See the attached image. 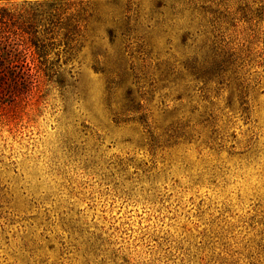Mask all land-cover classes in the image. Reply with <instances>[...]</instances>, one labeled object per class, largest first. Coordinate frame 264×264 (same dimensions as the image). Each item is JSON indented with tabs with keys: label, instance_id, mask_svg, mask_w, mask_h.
I'll use <instances>...</instances> for the list:
<instances>
[{
	"label": "rangeland",
	"instance_id": "obj_1",
	"mask_svg": "<svg viewBox=\"0 0 264 264\" xmlns=\"http://www.w3.org/2000/svg\"><path fill=\"white\" fill-rule=\"evenodd\" d=\"M67 1L0 0L43 12L35 79L0 72V264H264V2ZM217 17L236 62L195 78Z\"/></svg>",
	"mask_w": 264,
	"mask_h": 264
},
{
	"label": "trees",
	"instance_id": "obj_2",
	"mask_svg": "<svg viewBox=\"0 0 264 264\" xmlns=\"http://www.w3.org/2000/svg\"><path fill=\"white\" fill-rule=\"evenodd\" d=\"M260 2L263 3L264 0H260ZM89 3H94V1H67L63 5H66L67 9L70 10L73 5ZM39 6L42 5L38 4L37 7ZM49 6L53 11L55 10L54 3L49 4ZM67 9H65L64 12H66ZM195 9L198 10V8ZM203 9L204 8L201 10ZM86 11L87 10L85 9H82L81 11H71L66 15V18H56L55 15L49 13L48 18L45 20L49 21V24L53 25V28L54 26L61 27V25L69 26L72 23L79 25L80 21L87 22L89 20L91 15H89V17L86 16ZM42 16L43 12H36V9H27L17 15L7 12L5 9H0V72H6L10 76L21 75L24 78H29L31 80L35 79L34 77L36 74L32 72V67L29 62H27L25 56L30 45L25 38L18 39L21 42L17 41L15 38L17 33H20L22 36L25 34L30 35V33H32L35 36L36 23L41 21ZM242 17H244V15ZM194 19H197V17H194ZM215 21L216 22L212 23L211 30V33H214L213 40L208 41L207 37H205L206 31L199 30V33L205 37V40L198 46L199 51L203 52V56L199 58L197 56L198 53H196V55H192L191 57L190 73L191 76L195 78L207 76L208 81H214L213 78L217 77L219 73H224L228 65H234L236 62L237 58L235 57L237 56L236 52L233 50L234 48L229 47L228 43H226L222 37V21L219 17H217ZM9 23L14 27L11 32L6 29ZM70 32L71 31H68L66 36H69ZM32 45L39 48L34 39H31V46ZM42 45H40L41 48H43Z\"/></svg>",
	"mask_w": 264,
	"mask_h": 264
}]
</instances>
